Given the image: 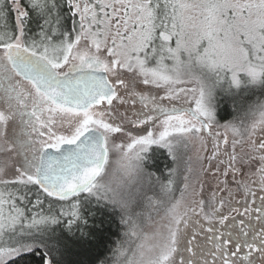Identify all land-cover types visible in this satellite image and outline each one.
Listing matches in <instances>:
<instances>
[{
  "label": "snow or ice",
  "instance_id": "1",
  "mask_svg": "<svg viewBox=\"0 0 264 264\" xmlns=\"http://www.w3.org/2000/svg\"><path fill=\"white\" fill-rule=\"evenodd\" d=\"M110 218L99 264H264V0H0V264H96Z\"/></svg>",
  "mask_w": 264,
  "mask_h": 264
},
{
  "label": "trees",
  "instance_id": "2",
  "mask_svg": "<svg viewBox=\"0 0 264 264\" xmlns=\"http://www.w3.org/2000/svg\"><path fill=\"white\" fill-rule=\"evenodd\" d=\"M224 88H227V85H224ZM259 95V91L249 92L247 90H240L235 96H231L218 89L216 95L217 119L219 121H227L239 115L247 107L248 102L255 100ZM169 167H171L170 159L163 150L153 156L150 165L151 171L156 174H162ZM110 219L112 222L104 226L105 235L103 238V245L98 250L100 255L98 259H96V264H99V260L103 259L105 256H109L111 254V249L115 247V242L122 238L121 234L124 228L119 224V219ZM91 226L92 221L89 220V227ZM96 255L97 250H90L88 247L69 244L65 253V259L67 264H91Z\"/></svg>",
  "mask_w": 264,
  "mask_h": 264
},
{
  "label": "rangeland",
  "instance_id": "3",
  "mask_svg": "<svg viewBox=\"0 0 264 264\" xmlns=\"http://www.w3.org/2000/svg\"><path fill=\"white\" fill-rule=\"evenodd\" d=\"M236 116H238V115H236ZM233 118H231L230 120H232ZM230 120H227V121H230ZM219 121V120H218ZM220 123H224V122H226V121H219ZM231 138V137H230ZM117 142H119V141H117ZM164 151V150H163ZM196 151V149L195 148H192L191 149V152L192 153H194ZM165 153H166V151H164ZM167 154V153H166ZM169 157V156H168ZM169 159H170V157H169ZM111 168H117V165H116V163H115V161H116V156L115 155H113L112 156V158H111ZM170 162H171V159H170ZM171 166H172V164H171ZM157 175H167V170L166 171H164L162 174H157ZM117 176H119V171H117ZM239 198V197H238ZM47 201H45V205H44V207H45V209H47ZM57 211H58V209H57ZM123 231H124V229H123ZM56 232H57V235H61L62 233H63V225H61V226H58L57 228H56Z\"/></svg>",
  "mask_w": 264,
  "mask_h": 264
}]
</instances>
